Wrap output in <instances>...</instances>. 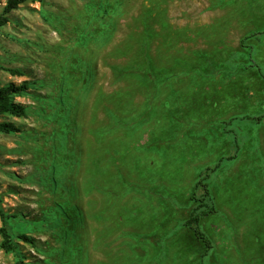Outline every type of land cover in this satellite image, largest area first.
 <instances>
[{"label":"rangeland","instance_id":"1","mask_svg":"<svg viewBox=\"0 0 264 264\" xmlns=\"http://www.w3.org/2000/svg\"><path fill=\"white\" fill-rule=\"evenodd\" d=\"M8 18L0 65L25 75L0 87L32 88L0 135L18 251L0 237V264H264V0H43ZM202 177L210 248L186 226Z\"/></svg>","mask_w":264,"mask_h":264},{"label":"trees","instance_id":"2","mask_svg":"<svg viewBox=\"0 0 264 264\" xmlns=\"http://www.w3.org/2000/svg\"><path fill=\"white\" fill-rule=\"evenodd\" d=\"M26 3H43V0H8L7 6L4 9L3 14L0 16V28L5 26L9 22L8 14L12 11L19 9ZM0 71L10 72L12 75L24 76L25 74L21 70L8 69L0 65ZM32 83L30 81H24L21 85L9 83L5 86L0 87V135L2 134H13L19 133L21 130L14 123L6 121L5 118H26L28 115V108L16 102L17 97H22L31 91ZM64 92V90H62ZM263 118L260 117L261 121ZM208 178V176L206 175ZM207 178H201L198 182V187L203 191L204 196L201 199H197L193 196V200L196 201L197 205L191 212L186 226L194 233L197 240L203 241L208 248H210L211 242L207 235L202 229V219L209 217L215 212V208L207 204L206 198L210 195L209 183L206 181ZM0 217L3 220V226L0 229V237L2 238V248L10 253H18L15 243H13V236L8 229V220L10 216L4 212L3 201L0 197ZM22 241L32 244L31 238L26 235L18 237Z\"/></svg>","mask_w":264,"mask_h":264}]
</instances>
